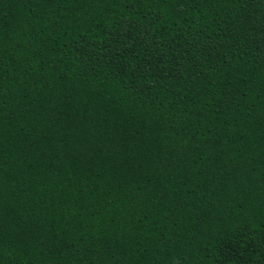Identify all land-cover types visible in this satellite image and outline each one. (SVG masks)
I'll return each mask as SVG.
<instances>
[{
	"label": "trees",
	"instance_id": "1",
	"mask_svg": "<svg viewBox=\"0 0 264 264\" xmlns=\"http://www.w3.org/2000/svg\"><path fill=\"white\" fill-rule=\"evenodd\" d=\"M0 264H264V0H0Z\"/></svg>",
	"mask_w": 264,
	"mask_h": 264
}]
</instances>
